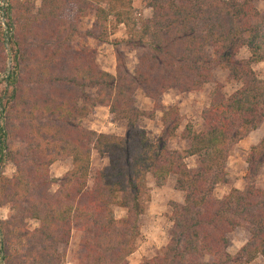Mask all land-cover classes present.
Here are the masks:
<instances>
[{
  "label": "trees",
  "instance_id": "1",
  "mask_svg": "<svg viewBox=\"0 0 264 264\" xmlns=\"http://www.w3.org/2000/svg\"><path fill=\"white\" fill-rule=\"evenodd\" d=\"M257 1L142 0L150 18L137 15L135 0H6L0 6L9 35L7 50L0 21V77L12 59L0 91V209L10 210L0 218L2 264H65L74 231L81 235L76 264H129L152 200L148 177L158 188L175 177L174 189L185 197L171 204L169 242L141 264L264 260V189L249 184L222 199L215 195L229 183L233 149L264 124V79L254 71L264 64V12ZM91 17L86 36L101 43L126 29L123 42L137 53L133 72L118 50L116 74L102 71L94 51L77 42L79 24ZM243 48L250 56L238 60ZM218 68L240 88L227 96L217 84L202 113L204 129L187 125L182 137L188 147L172 150L183 119L161 98L172 90H203ZM137 91L154 102L152 111L137 106ZM101 107L114 123L125 124L124 136L84 128ZM157 112L163 131L151 142L143 121ZM94 152L108 164L94 170ZM190 158L195 169L186 163ZM67 160L72 167L56 182L51 167ZM9 163L16 170L12 178L4 175ZM247 164L251 173L264 166V136ZM116 208L126 216L117 219ZM238 229L248 239L232 255L229 236Z\"/></svg>",
  "mask_w": 264,
  "mask_h": 264
},
{
  "label": "rangeland",
  "instance_id": "2",
  "mask_svg": "<svg viewBox=\"0 0 264 264\" xmlns=\"http://www.w3.org/2000/svg\"><path fill=\"white\" fill-rule=\"evenodd\" d=\"M40 5L41 0H35ZM0 6L6 7V0L0 2ZM134 7L137 15H144L145 18H150L152 15L151 10H145L142 6V0H135ZM255 7L258 11L264 12V0L257 1ZM74 18L73 12L70 14L69 19ZM0 21L5 31V46L9 50V35L8 29H5V18L3 12H0ZM95 23L94 18L84 19L79 24V37L77 42L79 44L87 45L95 53V61L102 71L109 72L113 75L116 74V57L117 50L122 52L125 56L127 68L133 72L138 64L137 53L131 50L124 44L127 39L126 29L120 27L117 33L112 36L108 43H101L93 38L86 36L91 31ZM119 41V42H118ZM122 42V43H121ZM117 45V47H115ZM10 53V52H9ZM10 55V54H9ZM250 54L246 48H243L239 55L238 60H247ZM11 61V63H10ZM12 59L9 57L6 71L0 77V91L5 88L3 80L7 77L8 70L11 71ZM254 71L259 78L264 79V64L254 66ZM10 73V72H9ZM214 79L212 83L207 84L203 90L192 93H180L179 91L172 90L167 92L161 98V103L165 108L176 107L180 111L183 122L176 134V137L170 141L169 147L172 150L182 151L186 149L187 142L183 140L182 134L187 125H191L195 131L200 132L204 129L202 120V113L209 105V95L213 88L219 84L223 87L224 93L229 96L240 88V84L234 82L230 78V73L224 69L214 70ZM95 95V91L90 92ZM137 106L143 111H152L154 109V102L148 99L142 91L136 93ZM162 113L157 112L154 120H144L143 127L146 130L151 142H157L163 131ZM84 128L95 131L99 134H109L116 136H124L126 134V126L124 123H114L113 118L108 108H97L86 120L83 121ZM264 136V124L258 130L250 134L243 141H241L232 151L227 164V172L229 183L227 185L219 186L215 195L217 198L222 199L232 189L243 190L247 185L253 184L254 186L264 189V166L257 173L249 172L247 164V157L251 148L258 144ZM188 167L195 169L197 161L195 158H190L186 162ZM108 164L107 157H101L98 153L94 152L92 155V167L94 170L101 169ZM72 167L71 160L60 161L51 167V176L58 182ZM15 168L12 164H7L4 169V175L12 178L15 175ZM148 186L152 190V200L148 207L146 216L144 217L141 226V237L138 241V248L135 254L129 258V264H141L145 259L154 257L159 250L164 248L169 242L170 231L172 224L170 222V215L172 213L171 204L184 202V193L178 192L174 189L175 177H171L167 185L163 188H158L155 185L152 177H148ZM57 184L53 187V192L57 190ZM115 217L122 219L126 216V212L116 208ZM10 216L8 207L0 209V218L6 220ZM31 229L37 228L34 222L29 223ZM80 233L73 232L72 239L69 247L65 249V264H76V258L80 244ZM248 239V233L244 229H238L229 236L230 248L229 252L234 255L242 248ZM2 254L0 253V264H2ZM252 264H264L263 259H258Z\"/></svg>",
  "mask_w": 264,
  "mask_h": 264
},
{
  "label": "water",
  "instance_id": "3",
  "mask_svg": "<svg viewBox=\"0 0 264 264\" xmlns=\"http://www.w3.org/2000/svg\"><path fill=\"white\" fill-rule=\"evenodd\" d=\"M5 29L7 30V26H5ZM10 63H11V61H10ZM9 72H10V70H8V72H7V77H8V76H9V74H10ZM7 77H6V78H7ZM0 249H2V246H1V248H0Z\"/></svg>",
  "mask_w": 264,
  "mask_h": 264
},
{
  "label": "crops",
  "instance_id": "4",
  "mask_svg": "<svg viewBox=\"0 0 264 264\" xmlns=\"http://www.w3.org/2000/svg\"><path fill=\"white\" fill-rule=\"evenodd\" d=\"M239 250H240V249H239ZM239 250H238V251H239Z\"/></svg>",
  "mask_w": 264,
  "mask_h": 264
}]
</instances>
